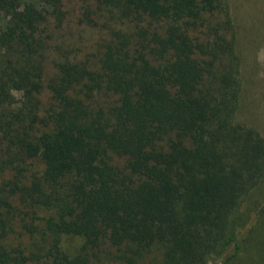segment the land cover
I'll return each instance as SVG.
<instances>
[{
	"label": "trees",
	"instance_id": "1",
	"mask_svg": "<svg viewBox=\"0 0 264 264\" xmlns=\"http://www.w3.org/2000/svg\"><path fill=\"white\" fill-rule=\"evenodd\" d=\"M0 12V264H264V136L237 119L229 0Z\"/></svg>",
	"mask_w": 264,
	"mask_h": 264
},
{
	"label": "rangeland",
	"instance_id": "2",
	"mask_svg": "<svg viewBox=\"0 0 264 264\" xmlns=\"http://www.w3.org/2000/svg\"><path fill=\"white\" fill-rule=\"evenodd\" d=\"M232 15L237 25V51L241 63L240 108L237 119L260 131L264 136V0H229ZM4 17L0 12V24ZM68 33L72 34L70 41L82 42L92 52H96L99 33L94 29L86 28L74 21ZM16 98H21V93L15 91ZM264 204V186L255 193L253 200ZM251 222L254 223L253 213ZM249 223V225L251 224ZM248 225V226H249ZM233 251L231 247L225 256ZM222 257L223 258L225 257ZM221 258L216 257L209 264H218Z\"/></svg>",
	"mask_w": 264,
	"mask_h": 264
}]
</instances>
